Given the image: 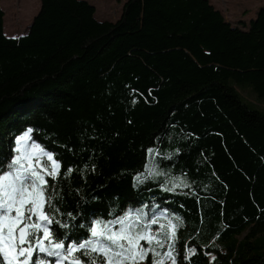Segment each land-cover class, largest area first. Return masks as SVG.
I'll return each mask as SVG.
<instances>
[{
	"label": "trees",
	"instance_id": "16d2710c",
	"mask_svg": "<svg viewBox=\"0 0 264 264\" xmlns=\"http://www.w3.org/2000/svg\"><path fill=\"white\" fill-rule=\"evenodd\" d=\"M94 16L85 1L41 0L9 39L0 9V155L32 127L62 161L48 179L65 218L159 205L183 221L178 264L186 247L191 264H264V8L240 28L209 0H126L117 20ZM146 163L187 187H133Z\"/></svg>",
	"mask_w": 264,
	"mask_h": 264
},
{
	"label": "snow or ice",
	"instance_id": "6c2138e0",
	"mask_svg": "<svg viewBox=\"0 0 264 264\" xmlns=\"http://www.w3.org/2000/svg\"><path fill=\"white\" fill-rule=\"evenodd\" d=\"M33 132L27 127L22 134L13 133L9 154L0 155V264H141L149 255L152 264H178L177 231L183 221L170 216L167 208L156 205L150 214L144 206L129 208L120 215L109 213L111 219L92 216L79 224L71 211L65 218L56 203L62 194L48 179L58 180L62 161L34 140ZM147 151L153 153L151 148ZM74 171L69 165L63 175L67 178ZM161 176L162 190L174 193L187 187L180 177L170 176L158 164L149 169L147 163L144 171L133 175V187ZM155 225L159 226L154 229ZM196 254V247H186L183 260L191 264Z\"/></svg>",
	"mask_w": 264,
	"mask_h": 264
},
{
	"label": "rangeland",
	"instance_id": "374dc122",
	"mask_svg": "<svg viewBox=\"0 0 264 264\" xmlns=\"http://www.w3.org/2000/svg\"><path fill=\"white\" fill-rule=\"evenodd\" d=\"M41 0H0V9L4 13L3 33L6 38L17 39L25 36L32 25L33 19L39 12ZM85 1L95 8V19L100 22H112L118 19L123 3L126 0H80ZM212 6L219 10L231 25H238L248 18V14L256 12L259 4L264 5V0H209ZM248 102L255 104L254 96L247 90L240 92ZM258 107L264 108L261 104ZM149 162V161H148ZM139 209V208H138ZM154 209V207H152ZM149 210H145L149 213ZM141 264H152L150 258ZM170 264V261H169Z\"/></svg>",
	"mask_w": 264,
	"mask_h": 264
},
{
	"label": "crops",
	"instance_id": "0c3cea01",
	"mask_svg": "<svg viewBox=\"0 0 264 264\" xmlns=\"http://www.w3.org/2000/svg\"><path fill=\"white\" fill-rule=\"evenodd\" d=\"M211 5H212V4H211ZM260 8H264V5L259 4V6L257 7L256 12H253L252 14H248V15H249L248 18H247V17L239 18L237 21H239V20H241V19H243V20L241 21V23H240V22H237V23H239L238 25H231L228 21H226V22L229 23L232 27H238V28L241 27L240 24L248 25L250 21H252V20H254V19L256 18V14H257V12H258V10H259ZM216 10H217V9H216ZM217 11H219V10H217Z\"/></svg>",
	"mask_w": 264,
	"mask_h": 264
}]
</instances>
